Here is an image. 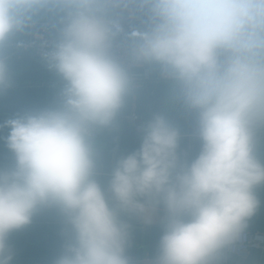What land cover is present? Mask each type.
Here are the masks:
<instances>
[{
  "label": "clouds",
  "instance_id": "1",
  "mask_svg": "<svg viewBox=\"0 0 264 264\" xmlns=\"http://www.w3.org/2000/svg\"><path fill=\"white\" fill-rule=\"evenodd\" d=\"M127 0H0V52L42 10L65 13L50 67L65 82L55 107L0 123L12 154L0 166V264H10L11 233L42 209H55L70 237L53 264H132L129 232L98 180L91 140L120 111L130 80L109 53L110 7ZM148 26L134 29L133 54L156 63L197 113L198 155L181 160L180 133L164 115L145 126L140 145L116 160L108 190L119 209L165 208L152 264H222L225 250L256 215L264 163V0H139ZM8 67L0 59V92Z\"/></svg>",
  "mask_w": 264,
  "mask_h": 264
},
{
  "label": "crops",
  "instance_id": "2",
  "mask_svg": "<svg viewBox=\"0 0 264 264\" xmlns=\"http://www.w3.org/2000/svg\"><path fill=\"white\" fill-rule=\"evenodd\" d=\"M134 11L139 20L129 26L144 30L148 26L146 10L141 9L139 0H134ZM113 14L110 7L107 19ZM65 13L56 9L42 10L32 17L24 29L15 33L6 41L0 52L8 67V83L0 92V123L9 117L29 110L58 106L65 82L54 68L50 67V58L42 57L29 47L30 22L64 19ZM132 48H133V41ZM132 56L136 58L133 54ZM152 79L134 86L131 82L125 94L123 105L112 123L103 128H94L91 140L98 162V180L105 190L109 204L117 207L120 218L127 224L129 232L128 256L132 264H152L160 237L163 234L165 208L157 198L152 196L138 197L143 210L119 209L108 183L116 160L127 155L140 145L143 132L137 142L131 143L127 130L133 128L132 116L141 115L145 126L155 115H164L169 123L180 133L177 154L181 160L194 159L201 147L198 136L197 113L186 107L178 86L175 84L177 105L171 107L167 101L166 78L160 65L146 62ZM139 69V68H138ZM128 77L130 73L125 69ZM144 126V128H145ZM144 131V130H143ZM9 129L0 130V166L8 167L12 163V154L8 150L5 137ZM257 155L264 163V130L258 132ZM260 206L255 216L249 221V230L264 233V185L257 188ZM70 237V230L64 219L55 209H42L33 218L30 225L14 231L7 240V249L12 259L10 264H53L61 254L63 245ZM224 252L223 261L227 262ZM259 264H264L262 251Z\"/></svg>",
  "mask_w": 264,
  "mask_h": 264
},
{
  "label": "built area",
  "instance_id": "3",
  "mask_svg": "<svg viewBox=\"0 0 264 264\" xmlns=\"http://www.w3.org/2000/svg\"><path fill=\"white\" fill-rule=\"evenodd\" d=\"M113 14L108 20L113 25V36L109 47L110 55L130 73L129 80L134 86L152 79V75L145 61L132 56V42L129 38V26L136 23L139 17L134 11V0L111 7ZM65 19L30 22L29 47L42 57L50 58V53L61 39V29ZM139 68V69H138ZM162 68V67H161ZM164 77L171 79L163 69ZM132 126L137 134L144 130L145 122L141 115L132 116ZM264 251V233H255L249 230V221L238 238L225 250L226 254L235 253L245 257L252 249ZM130 258V257H129ZM131 260V258H130ZM222 264H227L223 261Z\"/></svg>",
  "mask_w": 264,
  "mask_h": 264
},
{
  "label": "water",
  "instance_id": "4",
  "mask_svg": "<svg viewBox=\"0 0 264 264\" xmlns=\"http://www.w3.org/2000/svg\"><path fill=\"white\" fill-rule=\"evenodd\" d=\"M167 88V101L168 104L175 108L177 105V100L175 97V82L172 79H167L166 81ZM129 135V141L131 143L137 142L139 136L135 134L133 128L127 130ZM262 251L257 248H252L245 257H241L235 253H229L227 256V264H259Z\"/></svg>",
  "mask_w": 264,
  "mask_h": 264
}]
</instances>
